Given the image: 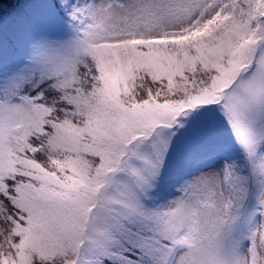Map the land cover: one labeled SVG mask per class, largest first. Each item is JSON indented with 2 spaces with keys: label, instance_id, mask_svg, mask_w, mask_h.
I'll return each mask as SVG.
<instances>
[{
  "label": "snow or ice",
  "instance_id": "6c2138e0",
  "mask_svg": "<svg viewBox=\"0 0 264 264\" xmlns=\"http://www.w3.org/2000/svg\"><path fill=\"white\" fill-rule=\"evenodd\" d=\"M35 3L7 67L0 36V264H264V0Z\"/></svg>",
  "mask_w": 264,
  "mask_h": 264
},
{
  "label": "rangeland",
  "instance_id": "374dc122",
  "mask_svg": "<svg viewBox=\"0 0 264 264\" xmlns=\"http://www.w3.org/2000/svg\"><path fill=\"white\" fill-rule=\"evenodd\" d=\"M37 8L35 0H15L12 9L0 11V36L3 37L8 48L5 51V67L8 66V60L11 55V42L18 34L22 23L29 18ZM173 193L171 187H165L162 195L168 196Z\"/></svg>",
  "mask_w": 264,
  "mask_h": 264
},
{
  "label": "trees",
  "instance_id": "16d2710c",
  "mask_svg": "<svg viewBox=\"0 0 264 264\" xmlns=\"http://www.w3.org/2000/svg\"><path fill=\"white\" fill-rule=\"evenodd\" d=\"M15 0H0V11H5L7 9H12Z\"/></svg>",
  "mask_w": 264,
  "mask_h": 264
}]
</instances>
